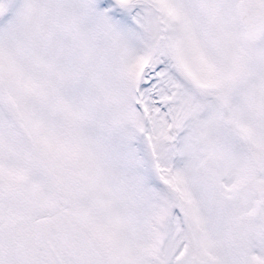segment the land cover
<instances>
[{
    "label": "snow or ice",
    "instance_id": "obj_1",
    "mask_svg": "<svg viewBox=\"0 0 264 264\" xmlns=\"http://www.w3.org/2000/svg\"><path fill=\"white\" fill-rule=\"evenodd\" d=\"M0 264H264V0H0Z\"/></svg>",
    "mask_w": 264,
    "mask_h": 264
}]
</instances>
